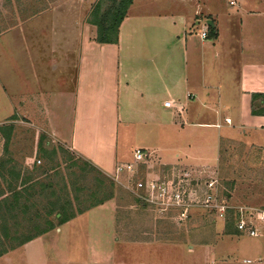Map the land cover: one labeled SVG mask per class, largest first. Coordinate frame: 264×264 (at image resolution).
<instances>
[{
	"label": "crops",
	"instance_id": "obj_1",
	"mask_svg": "<svg viewBox=\"0 0 264 264\" xmlns=\"http://www.w3.org/2000/svg\"><path fill=\"white\" fill-rule=\"evenodd\" d=\"M212 1L133 0L118 43L106 45L95 42L96 30L88 36L85 27L72 33L68 25L54 26L53 22L40 28L33 24L37 21L33 14L26 19L21 16L10 38L26 56L31 83L7 77L9 67L2 61L5 56L0 47V94L9 101L0 124L15 113L43 126L49 123L55 139L68 143L106 175H116L121 166L130 164V148L121 144V127L142 124L146 131H165L158 136L160 146L154 151L165 167L196 170L199 165H211L212 169L226 142L264 150V116L252 114L253 95H264V36L257 27L259 15L250 25L229 9L231 24L225 29L216 20L220 15ZM25 21L33 24L30 32L23 30ZM209 21L217 32L215 38H209V26H203ZM196 26L200 27L197 33ZM58 28L70 32L64 48L68 54L74 52L75 66H71L73 75L68 70L63 77L61 87L53 73L55 63L60 66L62 62L49 57L58 52L52 42ZM203 31L207 39H202ZM64 114H68L67 125L62 123ZM100 210L109 214L103 229L98 233L90 226L83 229L86 216ZM116 214V205L105 202L8 251L0 264H32L37 258L43 264H206L207 259L248 264L249 259L238 261L240 241L248 238L238 231L240 236H228L209 246V255L194 246L182 254L148 241L136 249L135 244L117 237ZM75 235L96 236V243L81 260L70 253ZM137 253L143 257L136 258Z\"/></svg>",
	"mask_w": 264,
	"mask_h": 264
},
{
	"label": "rangeland",
	"instance_id": "obj_2",
	"mask_svg": "<svg viewBox=\"0 0 264 264\" xmlns=\"http://www.w3.org/2000/svg\"><path fill=\"white\" fill-rule=\"evenodd\" d=\"M98 1L100 0H0V41L3 39L0 47L5 56L2 61H6L9 67L7 77H22L24 83L26 79L31 83L29 65L25 62L26 56L10 38L21 16L26 19L33 14L37 20L33 24L40 28L50 26L52 22L54 26L68 25L72 33L77 28L85 27L89 36L91 30L97 32L91 14ZM108 2L109 0H104V9L109 5ZM212 3L220 15L216 19L217 22L220 20L225 29L231 24L229 17L232 16L227 13L229 9L233 10L230 13L237 14L239 19L246 20L250 25L259 15L257 27L261 29L259 33L264 36V0H213ZM226 6L229 8L226 9ZM30 23L24 22V32L32 30L30 25L33 24ZM203 26L208 28L209 25L205 22ZM194 30L197 33L200 27L196 26ZM44 32L46 33V30ZM68 33L70 37V32L62 28L54 32L53 48L58 50V54L49 56L51 61L62 62L60 66L55 63L56 71L53 73V77L59 78L56 81L59 87L64 85L63 77L68 76V70L71 75L75 72L74 52L69 51L68 54L67 48H64V44L69 43ZM74 36L76 37V34L71 36L72 40ZM43 43L45 42H42V45ZM8 102V99L0 94V109L3 110L0 118L4 116ZM67 109L68 107L66 111ZM43 115L48 118L46 110ZM67 122L68 114H64L62 123L67 125ZM137 126L121 127L120 130L122 148H130L129 162L133 164V168L127 170L121 166L116 175H106L90 161L76 154L68 143L55 139L49 123L43 126L39 121L32 122L19 113L6 118L0 124V161L1 165L5 164L8 181L0 180V252L13 251L20 247L21 243L35 237L39 230L48 228V223H53L54 229L58 228V213L71 215L75 210H85L97 201L107 200L113 202L117 208V237L124 242L135 244L136 249L146 245L148 241L157 242L160 248L175 249L182 254L190 252L194 246L197 250L207 251L209 255L212 251L209 246L221 243L228 236L238 235L234 227L229 225L227 228L225 221L220 223L214 214L200 208V203L197 204L198 207L190 210L187 218H183L175 209L160 211L159 206H153L146 201L148 181L159 178L165 171H175L174 169H179L181 174L183 171H189L192 179L200 181H204L208 175L206 171H218L222 183L220 196L226 198L231 206L264 208L263 149L239 142H226L220 161L212 166V169H209L210 164L199 165L194 171L189 166L165 167L156 160L157 154L154 152L158 150L157 146H160L158 136L165 131H146L142 124ZM136 148L144 153L143 161L139 163L133 158ZM8 183L12 186H8ZM196 183L198 182L193 184ZM188 189L201 196L199 188L188 185ZM108 215V210H100L86 216L88 222H83V229L87 230L90 226L98 233L104 227V222L109 221ZM90 236H71L73 243L75 237L80 239L74 244L70 241V253L78 256L80 260L86 258V253L89 254V249L96 243L93 242L96 236ZM236 252L239 262L249 259L258 264L257 262L264 259V239L243 238ZM138 257H143V253H137L136 258ZM18 258L14 259L15 263L19 261ZM43 262L37 258L33 259L32 264ZM206 264L224 263L221 260L212 262L207 259Z\"/></svg>",
	"mask_w": 264,
	"mask_h": 264
},
{
	"label": "built area",
	"instance_id": "obj_3",
	"mask_svg": "<svg viewBox=\"0 0 264 264\" xmlns=\"http://www.w3.org/2000/svg\"><path fill=\"white\" fill-rule=\"evenodd\" d=\"M202 39L208 38V33H201ZM144 153L137 149L134 153V161L142 162ZM127 170L133 168V164L123 166ZM165 171L159 178L149 180L146 186V201L153 206H159L160 211L167 208L179 211L183 218H187L190 210H193L198 203L200 208H205L206 212L214 214L218 221H225L229 211H234L236 215V229L240 235L254 239H264V208L253 206L233 207L229 202L220 196L221 179L218 171H206L204 181L192 179L189 171ZM204 173V174H205ZM162 177V178H161ZM194 182H198L193 184ZM200 183V185H199ZM188 185L199 188L201 196L189 190ZM193 194V195H192ZM192 196H195L194 198ZM198 207V206H197ZM182 220V219H181ZM254 264V261H245ZM264 264V259L257 262Z\"/></svg>",
	"mask_w": 264,
	"mask_h": 264
},
{
	"label": "trees",
	"instance_id": "obj_4",
	"mask_svg": "<svg viewBox=\"0 0 264 264\" xmlns=\"http://www.w3.org/2000/svg\"><path fill=\"white\" fill-rule=\"evenodd\" d=\"M108 1V0H106ZM109 5L104 9L103 4L104 0H100L93 7L92 17H93V25L96 26L97 32L95 37V42L98 44L106 45V44H116L118 43V36L121 24L125 20L128 14L129 8L133 4V0H109ZM217 36V32L214 27H209V38H215ZM259 102V105L257 104ZM252 114L254 116H264V95H253V105H252ZM12 120L14 118H11ZM55 151V150H54ZM55 153V152H54ZM1 165V161H0ZM5 164H2L0 167V180L3 182H8L6 180V174L4 169ZM12 175V174H11ZM8 186H12V184L8 183ZM107 200L97 201L92 204L88 209L85 210H75L71 215H66L62 213H58L56 215L57 220L59 221V226L72 220L78 214H82L85 211H88L92 208H95L99 205L104 204ZM50 226L44 230H39L35 237H30L27 241L21 243L24 245L27 242L53 230L55 228L53 223H48ZM226 227L229 225L236 229V215L234 211H229L225 220ZM237 231V229H236ZM20 245V246H21ZM7 253V250L0 252V257Z\"/></svg>",
	"mask_w": 264,
	"mask_h": 264
},
{
	"label": "water",
	"instance_id": "obj_5",
	"mask_svg": "<svg viewBox=\"0 0 264 264\" xmlns=\"http://www.w3.org/2000/svg\"><path fill=\"white\" fill-rule=\"evenodd\" d=\"M208 25L211 26V27H214L212 21H209V22H208Z\"/></svg>",
	"mask_w": 264,
	"mask_h": 264
}]
</instances>
